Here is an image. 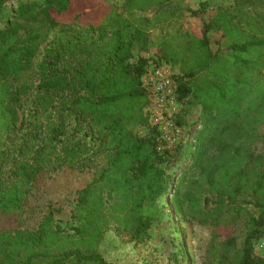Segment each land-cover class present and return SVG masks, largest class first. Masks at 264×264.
I'll return each instance as SVG.
<instances>
[{"label":"trees","instance_id":"trees-1","mask_svg":"<svg viewBox=\"0 0 264 264\" xmlns=\"http://www.w3.org/2000/svg\"><path fill=\"white\" fill-rule=\"evenodd\" d=\"M89 2L0 0V211H21L41 176L84 167L105 153L109 161L101 175L78 191L75 235L99 240L113 229L143 242L174 174L158 128L145 135L135 131L148 124L143 76L149 59L134 60V51L150 47V29L173 3L127 0L123 11L110 6L90 16L83 11ZM153 5L161 13L136 16ZM208 8L203 2L196 13ZM43 16L49 18L48 32L70 21L83 30L42 36L28 25ZM212 32L221 38L211 40ZM157 53L180 69L177 101L200 109L195 143L187 142L178 155L186 165L173 207L180 213L187 204L197 209L198 185L205 184L219 205L234 204L251 191L247 202L258 214L249 220L241 250L233 259L216 255L209 264H264L255 253V242L264 236V153L253 152L264 140V0L219 6L202 37L177 33L162 40ZM36 63L39 82L28 95V72ZM68 236L50 211L36 230L0 232V264H116L93 246L58 247ZM223 246L237 250L236 238Z\"/></svg>","mask_w":264,"mask_h":264},{"label":"rangeland","instance_id":"rangeland-1","mask_svg":"<svg viewBox=\"0 0 264 264\" xmlns=\"http://www.w3.org/2000/svg\"><path fill=\"white\" fill-rule=\"evenodd\" d=\"M233 0H172V7L162 14L161 22L150 29L151 45L148 49L136 48L134 60L140 56L149 59V65L143 80L151 77L155 71H165L172 79L180 74L178 66L159 60L157 51L162 40L172 37L177 33L191 32L202 37L205 23L214 15L217 8L228 5ZM127 0H90L84 6L83 11L101 15L104 9L114 6L119 11L126 8ZM203 2L209 3L206 11H199ZM15 1L10 3V8ZM161 13L158 5L151 6L147 11H136V16L143 15L153 18ZM126 15L129 16L128 13ZM49 18L43 16L38 22H30V28L42 36L53 37L63 29L83 30L72 21L55 27L48 32ZM211 40L221 38L220 32L209 33ZM47 45L44 43L42 49ZM216 48V46H215ZM28 95L36 88L39 82V69L37 63L28 72ZM18 83H16L17 85ZM149 102L144 108L148 117V124L136 128V133L145 135L150 127L156 126L160 131V147L170 151V169L174 174L171 190L168 196L157 201L159 210L157 219L150 228V236L143 242L129 241L117 231H107L99 240L81 238L75 235L74 226L77 221L72 217V209L77 202L78 191L95 178L99 177L109 161L105 153L90 159L86 166L79 168L64 167L50 175L41 176L28 201L19 212L4 213L0 211V232L15 231L17 229L36 230L41 222L49 214L54 213V224L61 225L68 233L58 247L71 249L96 248L103 256L116 264H209L214 256L227 253L233 259L238 250H241L244 238L249 228V220L258 214L254 206L251 191L239 197L236 203L225 201L221 205L216 195H211L206 185H198L193 191L199 196V206L193 208L186 205L184 213H180L173 207L174 194L178 180L182 174L186 161H179L180 149L187 142L194 144V131L199 124V107L191 108L189 104L177 101V97L170 100L157 102L156 97L147 87ZM13 107L15 106L14 103ZM24 111V106L18 108ZM195 125V126H194ZM260 132L264 134V124L260 126ZM255 157L264 153V140L254 144ZM229 237L237 240V250L225 249L223 241ZM255 253L264 257V236L255 242Z\"/></svg>","mask_w":264,"mask_h":264},{"label":"built area","instance_id":"built-area-1","mask_svg":"<svg viewBox=\"0 0 264 264\" xmlns=\"http://www.w3.org/2000/svg\"><path fill=\"white\" fill-rule=\"evenodd\" d=\"M143 86L146 91H148L147 87H149L151 93L156 97L157 102H162L166 99L175 100V97H177L176 79H172L170 74L165 71H155L151 77L143 80Z\"/></svg>","mask_w":264,"mask_h":264}]
</instances>
